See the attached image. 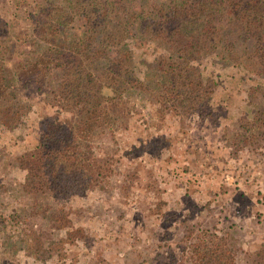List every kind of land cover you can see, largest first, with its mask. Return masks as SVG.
<instances>
[{"label":"trees","instance_id":"1","mask_svg":"<svg viewBox=\"0 0 264 264\" xmlns=\"http://www.w3.org/2000/svg\"><path fill=\"white\" fill-rule=\"evenodd\" d=\"M25 1L28 33L0 29V131L23 125L32 108L29 94L58 115L45 122L33 147L15 157L23 178L0 184L11 197L0 212L7 246L44 260L42 245L52 241L29 228L34 217L67 228L63 243L74 241L79 229L70 232L65 202L117 178L113 154L100 156L98 141L115 138L140 108L149 106L151 118L228 120L233 132L226 142L234 152L252 142L251 152L264 155V0ZM77 21L79 37L72 33ZM134 41L163 51L136 61ZM214 47L233 66L239 52L247 57L263 82L261 105L252 103L236 117L218 97V83L201 68ZM233 234L193 224L180 241L186 245L179 264H264V243L241 261Z\"/></svg>","mask_w":264,"mask_h":264},{"label":"rangeland","instance_id":"2","mask_svg":"<svg viewBox=\"0 0 264 264\" xmlns=\"http://www.w3.org/2000/svg\"><path fill=\"white\" fill-rule=\"evenodd\" d=\"M25 3L0 0L1 30L28 33ZM82 29L77 21L73 35H80ZM162 51L155 44L138 42L135 59L151 61ZM221 53V47L212 48L201 64L209 81L218 83V97L227 101L235 116L251 111L252 103L261 105L263 82L252 73L247 57L239 52V65L233 66L222 61ZM29 96L32 108L23 125L0 131L1 185L23 178L15 157L33 147L45 122L58 115L34 94ZM148 109L140 108L115 138H99V155L113 154L118 175L107 187L65 202L70 232L79 229L74 241L63 243L67 228L34 217L29 228L52 241L42 245L44 260L7 246L0 230V264H179V252L186 245L180 241L193 224L235 231L239 259L248 260L264 243V155L251 152L252 142L234 152L226 142L233 132L228 120L200 121L193 116L182 121L160 114L151 118ZM8 201L11 197L0 189V212ZM11 241H16L15 236Z\"/></svg>","mask_w":264,"mask_h":264},{"label":"crops","instance_id":"3","mask_svg":"<svg viewBox=\"0 0 264 264\" xmlns=\"http://www.w3.org/2000/svg\"><path fill=\"white\" fill-rule=\"evenodd\" d=\"M78 22L81 24V21H78ZM81 34H82V31H81L80 35L78 34L76 37H79V36H81Z\"/></svg>","mask_w":264,"mask_h":264}]
</instances>
